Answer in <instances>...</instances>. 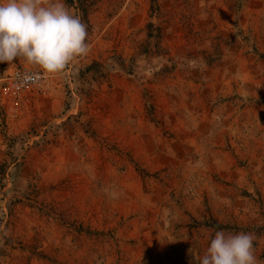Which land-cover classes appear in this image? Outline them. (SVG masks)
<instances>
[{
  "label": "rangeland",
  "instance_id": "374dc122",
  "mask_svg": "<svg viewBox=\"0 0 264 264\" xmlns=\"http://www.w3.org/2000/svg\"><path fill=\"white\" fill-rule=\"evenodd\" d=\"M156 1L82 0L59 73L0 63V264H199L218 230L264 264V0Z\"/></svg>",
  "mask_w": 264,
  "mask_h": 264
},
{
  "label": "clouds",
  "instance_id": "9594fccd",
  "mask_svg": "<svg viewBox=\"0 0 264 264\" xmlns=\"http://www.w3.org/2000/svg\"><path fill=\"white\" fill-rule=\"evenodd\" d=\"M87 26L64 0H0V63L23 60L49 74L61 72L88 53ZM26 83H38L36 73ZM255 236L218 230L199 264H257Z\"/></svg>",
  "mask_w": 264,
  "mask_h": 264
},
{
  "label": "trees",
  "instance_id": "16d2710c",
  "mask_svg": "<svg viewBox=\"0 0 264 264\" xmlns=\"http://www.w3.org/2000/svg\"><path fill=\"white\" fill-rule=\"evenodd\" d=\"M67 2H71L72 0H69ZM82 3V0H79V6L77 7L78 11L80 12V19L83 23L88 24V14L92 10L84 6ZM151 6L150 10L153 14H157L159 12V7L156 0H150ZM146 41L144 44V48L140 50V55H145L147 53H154V54H161L163 47H162V31L159 26H155L153 23H148L146 25Z\"/></svg>",
  "mask_w": 264,
  "mask_h": 264
},
{
  "label": "built area",
  "instance_id": "2783aa9c",
  "mask_svg": "<svg viewBox=\"0 0 264 264\" xmlns=\"http://www.w3.org/2000/svg\"><path fill=\"white\" fill-rule=\"evenodd\" d=\"M36 73L39 76V79L41 77L40 73H38L35 70L27 69V68H20V69H14L12 70L7 78H5V81L2 85V91L3 93L11 98H19L26 90L31 89L35 84L32 83H26L22 80V77L25 74H32Z\"/></svg>",
  "mask_w": 264,
  "mask_h": 264
}]
</instances>
